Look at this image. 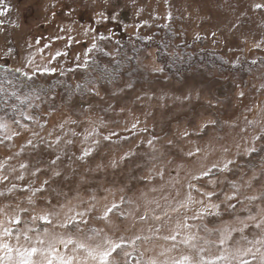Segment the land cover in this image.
Returning a JSON list of instances; mask_svg holds the SVG:
<instances>
[{
	"label": "rangeland",
	"instance_id": "374dc122",
	"mask_svg": "<svg viewBox=\"0 0 264 264\" xmlns=\"http://www.w3.org/2000/svg\"><path fill=\"white\" fill-rule=\"evenodd\" d=\"M169 30L178 34L170 44H190L193 59L202 49L218 50L233 62L243 57L241 53L254 57L251 50L264 49V0H0V66L6 70L1 88L8 93L6 101L15 92L17 103L27 97L21 112L25 122L14 124L7 117L0 121V264H108L120 249L130 248L126 240L114 242L105 251L110 254L102 258L90 256L85 246L75 242L53 245L41 235L46 225L42 220L36 228L25 225L26 218H34L26 209L58 207L91 196L89 189L100 175L91 169L130 149L143 154L141 160L155 154L152 146H163L167 152L171 147L167 141L177 145L176 151H187L191 145L186 141H198L192 129L217 112V101L235 113L232 120L237 130L245 118L264 123V77L257 78L255 72L242 75L248 84L234 92L227 89L225 80L220 83L219 71L213 77L202 63L178 76L159 73L157 51L151 48L141 56L143 65L138 71L130 63L132 48L122 51L119 46L126 47L125 42L135 37L162 42ZM167 51L169 57L174 56ZM178 53L180 59L189 55ZM90 60L102 66L123 61L116 68L119 76L107 84L94 73L88 82L73 76L78 94L70 100L18 94L19 85L7 71L50 83L60 75L87 70ZM125 71L130 72L123 76ZM236 142L241 151L264 149V138L246 142L237 137ZM224 143L210 146L212 154L205 165L211 171L197 182L209 196L200 198L219 206V220L227 221L230 231L243 229L228 242L230 249L241 253L231 264H264V224L260 223L264 186L253 181L252 188L243 187L240 173L229 170L235 169L231 162L235 148L228 153L218 150ZM201 146L203 142L197 144ZM256 155L236 157V163L242 165ZM213 162L219 165L213 167ZM234 183L241 185L239 190ZM253 195L258 199H246ZM30 197L35 205L27 203ZM245 206L249 211L243 210ZM250 214L256 216L255 221L247 219ZM222 243L213 247L220 251ZM33 248L36 255H29ZM185 256L186 264H227L221 255L188 249L177 250L174 264ZM117 258L138 264L139 253Z\"/></svg>",
	"mask_w": 264,
	"mask_h": 264
},
{
	"label": "clouds",
	"instance_id": "9594fccd",
	"mask_svg": "<svg viewBox=\"0 0 264 264\" xmlns=\"http://www.w3.org/2000/svg\"><path fill=\"white\" fill-rule=\"evenodd\" d=\"M216 104L217 112L209 113L203 124L192 129L198 141H186L191 145L187 151H176L177 145L167 141L171 145L167 152L163 146H152L150 151L155 154L141 160L143 154L130 149L118 159L113 158L91 169L93 173L100 174L95 181L96 186L89 189L91 196L58 207L26 209L34 213V218H26L25 225L36 228L40 218L47 217L50 223L44 226L41 235L48 243L75 242L85 246L90 256L99 254L101 258L114 242L126 240L130 248L120 249L108 264H127L126 260L117 257H127L132 252L139 253L138 264H174L177 250L184 252L185 249L194 250L197 254L206 251L210 256L214 253L221 255L227 264L238 260L241 253L230 249L228 242L234 232H242L243 229L232 228L230 231L227 221L219 220V206L207 204L200 198L208 197L209 193L202 192L197 182L211 171V167L205 165L212 154L210 146L224 141L218 150L228 153L235 148L231 161L235 169L229 170L240 173L243 187L252 188L253 181L264 186V149L250 147L241 151L236 142L237 137L246 142L264 138V123L255 118H245L237 130V124L232 120L235 113L229 112L219 101ZM205 128L210 130L204 131ZM187 132L188 129L182 134V140ZM199 142H203V146L198 148ZM252 153L257 155L245 159L242 165L236 163V157L247 158ZM218 165L219 162H213L212 166ZM233 187L239 190L241 185L234 183ZM246 199L252 201L258 196ZM27 203L35 205V200L30 197ZM19 210L17 206L16 211ZM243 210L249 211L247 206ZM247 219L255 221L256 216L250 214ZM260 223L264 224V217ZM177 236L179 240H176ZM169 240L175 243H168ZM221 242L222 250L217 251L213 245ZM186 261L185 256L179 264H186Z\"/></svg>",
	"mask_w": 264,
	"mask_h": 264
},
{
	"label": "trees",
	"instance_id": "16d2710c",
	"mask_svg": "<svg viewBox=\"0 0 264 264\" xmlns=\"http://www.w3.org/2000/svg\"><path fill=\"white\" fill-rule=\"evenodd\" d=\"M176 32L168 31L164 41H155L153 39L142 40L141 38L135 37L132 41H126V47L120 44V48L126 50L127 48H132L133 57L130 59V63L132 67L136 66V70L140 71L141 66L143 65L141 56L146 50L150 48L152 50H156L157 53L155 54L156 62L161 65V71L159 73H163L168 77L182 75L183 73L192 72V68L195 67L197 63H202V67H204L205 71L211 72L210 75L214 77V73L219 71L223 77L221 78L218 74L217 78L222 81H226L225 86L234 90L240 89L241 85L248 84V82L242 78V75H246L247 72L256 73L257 78L264 77V49H260L259 47H255L250 51V53L256 54L254 57H249L248 55L244 56L241 53V58L236 59L234 62L230 59H225L223 55L218 51L214 50V52H209L206 49H202L200 52L197 53L198 57L193 59V54L190 52V44H186L185 46L182 44H178V46H174L170 44L171 39H174ZM152 38V37H151ZM212 45V43H210ZM168 49H170V55H174L172 57L168 56ZM189 53V55L185 56L184 58H179V53ZM133 59V60H132ZM89 65L87 70L82 72L76 71V73H70L68 77L65 74L60 75L58 78H54L51 80L52 82H45L38 77L25 75L21 72H16L11 70H7L10 75L14 77L17 84L19 85L20 93L24 96L32 95L33 97L37 98V96L44 97L46 96H55L58 99H72L76 98L78 94L77 89L75 88V84L73 80L77 77L84 78L85 81L88 82L90 79L91 73H94L97 78H100L105 84H107L111 79L117 78L119 76V71L116 68L122 65L123 61L109 65V66H102V63H98L97 61L90 60L88 61ZM141 62V63H140ZM140 63V65H139ZM4 67L0 66V121L4 119V117L11 118L14 124L25 122L23 118L22 111L25 110L26 107V98L25 102L17 103V93H12L6 101V96L8 93L2 87V75L6 70L3 69ZM139 68V69H137ZM133 70V71H136ZM130 71L123 72V76L129 74ZM75 74V75H73ZM77 76V77H73ZM147 81L149 79H146ZM102 82V83H103ZM231 82V83H230ZM101 83V84H102ZM4 84V83H3ZM15 90V88H13ZM233 89V90H232ZM18 90V88L16 89ZM29 98V97H28ZM22 100V99H21ZM52 112V111H51ZM21 113V114H20ZM21 125V124H19ZM18 125V126H19ZM24 125V124H23ZM1 126V122H0Z\"/></svg>",
	"mask_w": 264,
	"mask_h": 264
},
{
	"label": "snow or ice",
	"instance_id": "6c2138e0",
	"mask_svg": "<svg viewBox=\"0 0 264 264\" xmlns=\"http://www.w3.org/2000/svg\"><path fill=\"white\" fill-rule=\"evenodd\" d=\"M257 7H260V5H257ZM93 47H95V45H93ZM57 55H59V53H57ZM40 220H42L45 224L50 223V221H49V219L47 217H41ZM16 222L19 223L20 221L17 220ZM81 247H82V245H81ZM115 250L116 249H113V251H115ZM36 253H37V249L33 248V249H31L29 255H36ZM109 254L110 253H105V256H107ZM178 264H179V262H178ZM209 264H215V262L214 261L213 262H209Z\"/></svg>",
	"mask_w": 264,
	"mask_h": 264
}]
</instances>
